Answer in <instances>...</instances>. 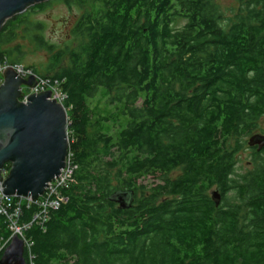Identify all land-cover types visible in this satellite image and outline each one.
<instances>
[{
  "label": "trees",
  "instance_id": "1",
  "mask_svg": "<svg viewBox=\"0 0 264 264\" xmlns=\"http://www.w3.org/2000/svg\"><path fill=\"white\" fill-rule=\"evenodd\" d=\"M63 2L92 6L74 48L55 49L28 19L49 1L0 30V64H23L14 42L29 37L50 59L47 74L28 67L54 71L68 94L74 180L24 231L27 264H264V148L237 170L262 128L264 0H240L232 21L214 0ZM11 235L0 214V256Z\"/></svg>",
  "mask_w": 264,
  "mask_h": 264
},
{
  "label": "water",
  "instance_id": "2",
  "mask_svg": "<svg viewBox=\"0 0 264 264\" xmlns=\"http://www.w3.org/2000/svg\"><path fill=\"white\" fill-rule=\"evenodd\" d=\"M49 0H0V30L7 19L30 6ZM0 83V181L7 195L36 200L49 182L60 175L69 149L68 113L49 91L32 93L25 98L23 88H33L36 78H24L8 66ZM248 145L264 148V135L253 134ZM10 168L3 175L4 164ZM220 205L218 189L210 192ZM124 206V205H123ZM25 242L12 234L2 250L0 264H27Z\"/></svg>",
  "mask_w": 264,
  "mask_h": 264
},
{
  "label": "built area",
  "instance_id": "3",
  "mask_svg": "<svg viewBox=\"0 0 264 264\" xmlns=\"http://www.w3.org/2000/svg\"><path fill=\"white\" fill-rule=\"evenodd\" d=\"M8 66H11L18 75L24 78H28L29 76H34L36 78V85H34L33 88H23L25 98L21 100L25 101L26 96L32 93L49 91L51 93L50 99H55L58 103L62 104L65 107L64 104L67 101L68 94L64 90L62 85L65 82L64 78L55 76H42L35 73V71L31 67L22 64H0L1 82V74ZM65 163L66 165L61 170L60 175L55 177L51 182L47 184L43 195H40L36 200L5 194L2 191L3 187L0 181V214L6 218L9 230H11L12 234H17L24 240L25 248H27L28 250L30 249L31 243L27 242V240L24 238V231L29 228L33 222L40 226H44V224L49 219L50 213H52L53 210L58 209L59 206L68 199L64 191L73 182L74 172L76 168L73 163L72 153H70L69 151ZM2 172L3 175H6L7 173V171L5 170H3ZM24 205L26 207L35 205L36 210L29 222L21 223L20 219L22 216Z\"/></svg>",
  "mask_w": 264,
  "mask_h": 264
},
{
  "label": "rangeland",
  "instance_id": "4",
  "mask_svg": "<svg viewBox=\"0 0 264 264\" xmlns=\"http://www.w3.org/2000/svg\"><path fill=\"white\" fill-rule=\"evenodd\" d=\"M214 1L223 13V19H225V21H232V19H234L235 17L234 12H236L240 7V0ZM91 7L92 6L90 2L81 6L74 3L67 4L63 2V0H49V3L45 7H43V10L35 12L30 11V13L28 14V19L30 20V22L32 21L41 23L42 30L40 34L44 38V41L55 45V49H61L65 46L71 49L76 47L75 45L79 42L77 39H74V36L71 33L77 21L76 19H78L85 11L89 10ZM18 35H24V33L20 32ZM18 43H20V48L23 50L24 60L22 65H33L42 74H47L46 72L48 71L46 69V66L50 59V53L45 48L37 47L35 42L32 41L29 37L24 38L23 36H19L14 44ZM53 72H50L51 75L49 76H53ZM96 104L100 105L102 107L101 109L105 108V102L98 96H95V98L91 102V105ZM261 127L264 128V115H262V118L260 120V128ZM250 137H246L244 148L239 153L240 162L237 165V170L239 171L242 170V167H248L250 165V162L252 161V154L254 153V151L248 145V140Z\"/></svg>",
  "mask_w": 264,
  "mask_h": 264
},
{
  "label": "flooded vegetation",
  "instance_id": "5",
  "mask_svg": "<svg viewBox=\"0 0 264 264\" xmlns=\"http://www.w3.org/2000/svg\"><path fill=\"white\" fill-rule=\"evenodd\" d=\"M257 132V133H256ZM254 134H262L264 135V128H261L260 130L258 129L257 131H255ZM250 147V146H249ZM250 148L253 149V151H257V147L256 146H251Z\"/></svg>",
  "mask_w": 264,
  "mask_h": 264
}]
</instances>
